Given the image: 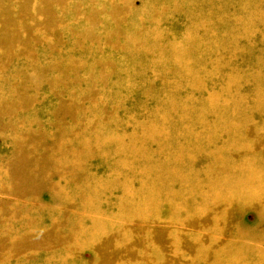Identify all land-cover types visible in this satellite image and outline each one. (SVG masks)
<instances>
[{"label": "rangeland", "instance_id": "1", "mask_svg": "<svg viewBox=\"0 0 264 264\" xmlns=\"http://www.w3.org/2000/svg\"><path fill=\"white\" fill-rule=\"evenodd\" d=\"M0 264H264V0H0Z\"/></svg>", "mask_w": 264, "mask_h": 264}]
</instances>
